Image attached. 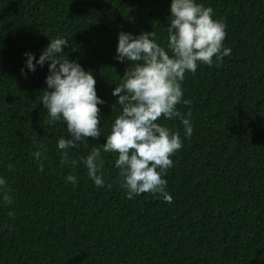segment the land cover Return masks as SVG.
I'll list each match as a JSON object with an SVG mask.
<instances>
[{
  "label": "trees",
  "instance_id": "16d2710c",
  "mask_svg": "<svg viewBox=\"0 0 264 264\" xmlns=\"http://www.w3.org/2000/svg\"><path fill=\"white\" fill-rule=\"evenodd\" d=\"M170 2L0 0V175L14 197L0 207V264H264V0H197L223 21L231 52L185 73L191 104L177 108L190 113L191 137L178 119L163 121L182 138L164 177L171 204L125 198L114 153H102L103 188L82 164L60 165L66 125L49 123L41 103L47 64L21 75L23 53L38 57L58 36L68 42L61 55L92 72L103 127L69 150L79 160L120 110L111 92L128 62L113 58L118 33L153 32L165 44ZM38 146L43 171L30 156Z\"/></svg>",
  "mask_w": 264,
  "mask_h": 264
},
{
  "label": "clouds",
  "instance_id": "9594fccd",
  "mask_svg": "<svg viewBox=\"0 0 264 264\" xmlns=\"http://www.w3.org/2000/svg\"><path fill=\"white\" fill-rule=\"evenodd\" d=\"M169 12L163 45L157 42L153 32L135 36L124 31L118 33L113 58L117 62H128L111 92L117 97L114 104L119 105L120 110L108 134L103 136L105 142L93 146L79 160L71 158L69 150L88 141L89 137L93 140L101 137L103 127L98 105L105 101L97 95L94 75L78 61L61 55L68 45L63 37L49 39L38 57L31 51L23 53L26 59L21 75L25 77L37 66L47 64L41 103L49 123L59 121L66 125L67 136H60L56 141L60 165L75 169L78 163L82 164L92 183L103 188L102 153H114L113 167L118 170L116 183L129 200L149 193L154 199L173 202L164 177L173 167L171 156L182 147V138L180 132L169 129L163 121L178 119L183 125V137H191L190 113L182 114L177 108L179 104H191L190 100L182 99L185 73L195 74L198 64L219 67L223 57L231 52L223 43L225 25L213 18L211 7L197 0H171ZM30 156L43 171L45 157L41 147ZM7 167L11 169L12 165ZM76 181L75 175L65 177L66 183ZM13 200L7 178L0 175V207L11 205ZM12 214L8 212L9 216Z\"/></svg>",
  "mask_w": 264,
  "mask_h": 264
}]
</instances>
